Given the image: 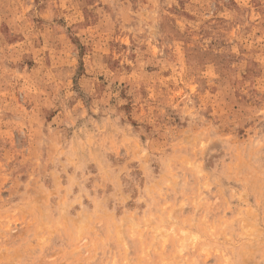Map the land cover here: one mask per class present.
Segmentation results:
<instances>
[{
	"label": "rangeland",
	"instance_id": "374dc122",
	"mask_svg": "<svg viewBox=\"0 0 264 264\" xmlns=\"http://www.w3.org/2000/svg\"><path fill=\"white\" fill-rule=\"evenodd\" d=\"M0 264H264V0H0Z\"/></svg>",
	"mask_w": 264,
	"mask_h": 264
}]
</instances>
